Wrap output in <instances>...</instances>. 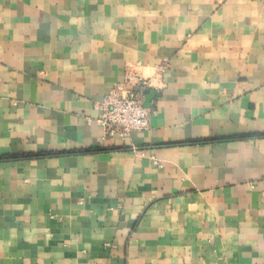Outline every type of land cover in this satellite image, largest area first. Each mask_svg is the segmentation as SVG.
Wrapping results in <instances>:
<instances>
[{"label": "crops", "instance_id": "0c3cea01", "mask_svg": "<svg viewBox=\"0 0 264 264\" xmlns=\"http://www.w3.org/2000/svg\"><path fill=\"white\" fill-rule=\"evenodd\" d=\"M5 155L0 264H264V0H0Z\"/></svg>", "mask_w": 264, "mask_h": 264}, {"label": "built area", "instance_id": "2783aa9c", "mask_svg": "<svg viewBox=\"0 0 264 264\" xmlns=\"http://www.w3.org/2000/svg\"><path fill=\"white\" fill-rule=\"evenodd\" d=\"M152 87L150 78L129 77L126 83L116 84L102 100L95 102L96 122L103 128L104 137L117 136L124 140L132 131L148 128L154 110L143 106V90Z\"/></svg>", "mask_w": 264, "mask_h": 264}, {"label": "water", "instance_id": "95a60500", "mask_svg": "<svg viewBox=\"0 0 264 264\" xmlns=\"http://www.w3.org/2000/svg\"><path fill=\"white\" fill-rule=\"evenodd\" d=\"M143 94H144L143 106L146 108H149L150 107V100L153 98L154 92L152 90H150L149 88H145L143 90Z\"/></svg>", "mask_w": 264, "mask_h": 264}, {"label": "trees", "instance_id": "16d2710c", "mask_svg": "<svg viewBox=\"0 0 264 264\" xmlns=\"http://www.w3.org/2000/svg\"><path fill=\"white\" fill-rule=\"evenodd\" d=\"M224 140H227V139H224ZM18 157H9L8 155H5V156H1L0 157V161H9V160H13V159H17Z\"/></svg>", "mask_w": 264, "mask_h": 264}]
</instances>
